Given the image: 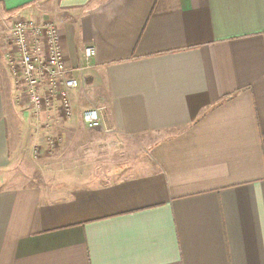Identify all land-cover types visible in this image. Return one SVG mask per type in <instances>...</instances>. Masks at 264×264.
Returning <instances> with one entry per match:
<instances>
[{"label": "crops", "instance_id": "crops-1", "mask_svg": "<svg viewBox=\"0 0 264 264\" xmlns=\"http://www.w3.org/2000/svg\"><path fill=\"white\" fill-rule=\"evenodd\" d=\"M16 16L94 46L69 117L17 97ZM0 264H264V0H0Z\"/></svg>", "mask_w": 264, "mask_h": 264}, {"label": "built area", "instance_id": "built-area-1", "mask_svg": "<svg viewBox=\"0 0 264 264\" xmlns=\"http://www.w3.org/2000/svg\"><path fill=\"white\" fill-rule=\"evenodd\" d=\"M8 31L11 50L6 57L19 99L29 105L33 115L58 104L65 117H69L70 91L81 82V76L76 73H82L90 64L95 53L94 46L85 45L81 63L69 67L59 44L57 25L52 20L16 16ZM101 110L100 106L84 108L81 112L84 125L88 128L100 126Z\"/></svg>", "mask_w": 264, "mask_h": 264}, {"label": "rangeland", "instance_id": "rangeland-1", "mask_svg": "<svg viewBox=\"0 0 264 264\" xmlns=\"http://www.w3.org/2000/svg\"><path fill=\"white\" fill-rule=\"evenodd\" d=\"M19 95H17V97H18ZM19 98V97H18ZM16 171V170H15ZM12 173H14V171L12 172Z\"/></svg>", "mask_w": 264, "mask_h": 264}]
</instances>
